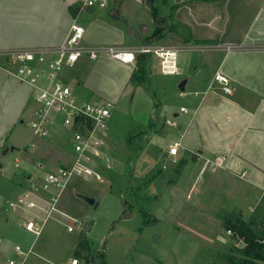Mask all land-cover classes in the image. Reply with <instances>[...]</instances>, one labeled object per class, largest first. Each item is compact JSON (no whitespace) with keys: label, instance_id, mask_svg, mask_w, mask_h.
Here are the masks:
<instances>
[{"label":"crops","instance_id":"obj_1","mask_svg":"<svg viewBox=\"0 0 264 264\" xmlns=\"http://www.w3.org/2000/svg\"><path fill=\"white\" fill-rule=\"evenodd\" d=\"M86 1L0 0V49L60 46L68 39L75 19L79 23L81 19L84 21L85 45L125 49L155 45L183 49L177 61L182 71L179 76L190 73L182 80L187 84L180 98L186 103L179 109L173 103L169 120L173 125L167 123L171 135L183 142L174 162L185 159L191 170L199 166L201 174L220 164L212 173L231 175L243 191L239 192L240 199L232 203L234 207L226 210L240 211L242 220L252 219L256 205L264 198V0H170L172 7L175 6L170 14L165 13L166 6L160 7L158 0L153 3L155 14L146 0H111L106 9L74 12L73 9ZM155 17L167 22L163 34L158 33ZM203 46L210 50L207 57L195 59L188 54L193 47ZM229 46L236 48L225 50ZM151 59L150 55H138L133 64H127L106 55L97 60L85 57L66 69L64 79L82 100L113 103L114 115L127 95L138 92L140 87L136 82L145 73L154 75ZM211 65V72L207 73ZM218 75L227 78L230 93L216 82ZM188 86L192 91L186 92ZM148 98L145 107L151 111L154 102ZM33 102V89L0 68V143L18 123H24L27 115L31 120L34 118L37 107H32ZM182 108L188 112L182 113ZM58 128L53 130L51 138L42 139L39 154L52 159L39 164L42 178L45 177L44 163L54 168L56 164H72L75 158L73 148H69V145L72 147L70 133ZM106 142L107 148L126 147V139L125 143L119 142L112 134H107ZM2 145L5 147L4 142ZM32 147L37 149L36 144ZM165 158L173 160L168 154ZM14 215L10 209L0 208V233L12 226L14 230L9 236L21 243L11 248L6 242L0 253V264L16 256L17 246L35 254L30 255L26 264H68L72 259L87 264L83 257H75L79 242H75L65 260L49 262L46 251H34V242L31 244L26 233L18 231L25 229V222L35 217L42 220L45 216L30 214L21 224ZM25 232L32 234L26 229Z\"/></svg>","mask_w":264,"mask_h":264},{"label":"rangeland","instance_id":"obj_2","mask_svg":"<svg viewBox=\"0 0 264 264\" xmlns=\"http://www.w3.org/2000/svg\"><path fill=\"white\" fill-rule=\"evenodd\" d=\"M158 2L160 7L166 6V14L175 9L170 0ZM80 24L84 26L83 19ZM193 49L188 54L195 59L210 54L206 46ZM150 56L154 75L145 73L140 77L141 81L136 82L140 87L138 92L127 95L118 104L108 125V135L112 134L122 143L126 139V147L108 146L110 167L99 162L92 164L102 182L96 177L74 176L58 196L37 239L25 229H18L26 233L31 244L34 242V251H46L49 262L69 257L75 242H79L75 257H83L87 264L92 261L95 264H228L227 257L239 255L238 251L245 247L242 240L227 230L239 223L241 212L227 211L240 199L242 189L238 180L220 171L213 174L217 166L201 174L199 166L191 170L185 159H178L176 163L165 158L171 145L177 142L167 125L172 117L171 106L174 103L179 109L186 103L180 98L183 92L178 86L190 73L164 75L161 59L154 54ZM211 67L206 69L207 73ZM190 91L192 88L188 86L186 92ZM146 98L154 102L151 111L146 110ZM32 107H37L34 102ZM30 122L27 115L23 124L18 123L3 136L1 142L5 147L0 143V208L9 209L11 202L27 194L37 204L30 213L10 210L21 224L30 214L46 217L58 194L44 188L38 166L52 159L40 156L44 140L34 136ZM14 146L16 150L12 151ZM69 148H73V143ZM6 149L9 151L4 154ZM167 162L175 167L168 168ZM70 165L56 164L52 168L44 163L42 172L46 175L48 169L53 172L58 166ZM89 199L95 200L98 206L92 207ZM123 213L126 216L121 218ZM254 213L259 217L253 229L264 239V198ZM242 221L248 225L251 219ZM13 230L9 226L0 233V253L7 243L11 248L21 244L18 238L9 236Z\"/></svg>","mask_w":264,"mask_h":264},{"label":"built area","instance_id":"obj_3","mask_svg":"<svg viewBox=\"0 0 264 264\" xmlns=\"http://www.w3.org/2000/svg\"><path fill=\"white\" fill-rule=\"evenodd\" d=\"M111 0H87L79 7L80 11L87 8L106 9ZM85 28L75 19L71 26L68 39L60 46L32 49H0V68L10 77L33 89V99L37 106L35 116L30 122L34 136L42 139L52 137L53 130L60 127L70 133L73 143L75 159L68 167L57 168L47 172L43 178L44 188L58 192L51 203L47 216L39 220L37 217L24 223V228L36 238L42 233L46 218L55 208L60 193L68 186L74 177L91 178L102 182L96 174L92 164L102 163L110 167L111 157L108 153L106 138L110 119L115 106L111 102H95L82 100L77 97L73 89L64 79L67 68L74 67L82 58L97 60L101 56L133 64L138 55H156L161 59V70L165 75L179 76L182 74L178 66L179 48H166L155 45H142L132 49L114 46H89L84 44ZM236 47H226L231 51ZM203 48L201 50H204ZM130 57V59H129ZM4 63V64H3ZM216 82L230 93L227 78L218 75ZM187 113L186 108L181 109ZM169 125H173L168 121ZM183 148L182 141L173 143L168 156L173 160ZM220 166V164H216ZM16 167H20L17 163ZM30 195H22L9 204L12 211L23 210L31 212L37 208L36 202ZM81 225V223H79ZM83 225V224H82ZM81 225V227H82ZM72 231V228L69 229ZM15 257L9 258L5 264H26L32 251L25 252L20 246L15 248ZM68 264H79L78 259H72Z\"/></svg>","mask_w":264,"mask_h":264},{"label":"trees","instance_id":"obj_4","mask_svg":"<svg viewBox=\"0 0 264 264\" xmlns=\"http://www.w3.org/2000/svg\"><path fill=\"white\" fill-rule=\"evenodd\" d=\"M155 0H146V3L151 8V11L155 14L153 3ZM74 12L78 11L79 8L73 9ZM155 22L159 28V34H163L164 28H167L166 20H161L155 17ZM126 215L123 213L121 218ZM258 213H255L248 225H246L239 216V223L236 226H230L227 230L231 231L235 238H239L245 243V247L238 251L239 255H230L227 257L228 264H264V239L263 235L258 237L254 231L256 225V219Z\"/></svg>","mask_w":264,"mask_h":264},{"label":"water","instance_id":"obj_5","mask_svg":"<svg viewBox=\"0 0 264 264\" xmlns=\"http://www.w3.org/2000/svg\"><path fill=\"white\" fill-rule=\"evenodd\" d=\"M92 10H93V9L90 8V11H92ZM186 84H187L186 81H182V82L179 84V89H180L182 92H185ZM11 150L13 151V150H15V148L12 147ZM8 151H9V150L6 149V151L4 152V154H6ZM200 153H201V152H200ZM1 167H2V165L0 164V168H1ZM167 167H168V168H174L175 165L172 164L171 162H167ZM88 203H89L92 207H97V206H98V204L96 203V201L93 200V199H89V200H88ZM156 241H157V242L159 241V238H158V237H156Z\"/></svg>","mask_w":264,"mask_h":264},{"label":"snow or ice","instance_id":"obj_6","mask_svg":"<svg viewBox=\"0 0 264 264\" xmlns=\"http://www.w3.org/2000/svg\"><path fill=\"white\" fill-rule=\"evenodd\" d=\"M129 59H130V57H129Z\"/></svg>","mask_w":264,"mask_h":264}]
</instances>
